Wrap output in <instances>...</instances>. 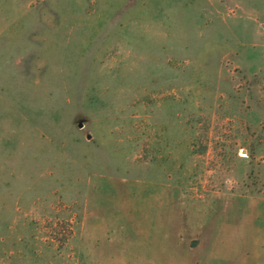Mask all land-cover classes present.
<instances>
[{
  "label": "rangeland",
  "instance_id": "374dc122",
  "mask_svg": "<svg viewBox=\"0 0 264 264\" xmlns=\"http://www.w3.org/2000/svg\"><path fill=\"white\" fill-rule=\"evenodd\" d=\"M0 264H264V0H0Z\"/></svg>",
  "mask_w": 264,
  "mask_h": 264
}]
</instances>
